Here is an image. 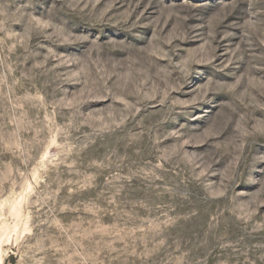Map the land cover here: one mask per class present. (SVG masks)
<instances>
[{"label":"rangeland","instance_id":"obj_1","mask_svg":"<svg viewBox=\"0 0 264 264\" xmlns=\"http://www.w3.org/2000/svg\"><path fill=\"white\" fill-rule=\"evenodd\" d=\"M0 264H264V0H0Z\"/></svg>","mask_w":264,"mask_h":264}]
</instances>
